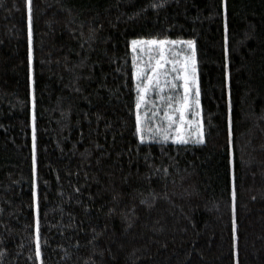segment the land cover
Wrapping results in <instances>:
<instances>
[{
  "label": "trees",
  "instance_id": "trees-1",
  "mask_svg": "<svg viewBox=\"0 0 264 264\" xmlns=\"http://www.w3.org/2000/svg\"><path fill=\"white\" fill-rule=\"evenodd\" d=\"M150 2L32 0L30 81L26 0H0V264H39L33 99L41 264H264V0ZM151 36L195 41L203 144L133 135L128 45Z\"/></svg>",
  "mask_w": 264,
  "mask_h": 264
},
{
  "label": "snow or ice",
  "instance_id": "snow-or-ice-1",
  "mask_svg": "<svg viewBox=\"0 0 264 264\" xmlns=\"http://www.w3.org/2000/svg\"><path fill=\"white\" fill-rule=\"evenodd\" d=\"M165 0H151L146 6L153 9L162 7ZM28 20V67L29 80L32 76V0H26ZM143 10V9H141ZM90 38L94 30L90 29ZM227 24H225V58L227 59ZM183 45L179 49L176 45ZM128 47L131 50V78L135 82L134 133L139 144L158 143L161 146L171 141L174 144H203L205 142L204 124L200 111V88L198 83V61L194 40H170L167 37L151 36L132 39ZM147 56V60L144 59ZM227 67V65H225ZM227 77V72L225 73ZM167 89V94H162ZM182 89V92H181ZM157 100L153 101L150 94ZM32 205L34 211V257L40 260L42 245L40 236V207L37 172V127L35 100L32 105ZM231 104L229 103V109ZM162 112V115H161ZM191 117V118H190ZM232 117H228L229 165H233ZM232 232L236 234V187L235 174H232ZM78 192L79 189L77 188ZM115 199V197H113ZM158 193L150 190L141 200L149 208L159 199ZM111 211V209H110ZM96 239V237H93ZM3 252H0L2 257ZM67 255V253H66ZM103 256V252L100 253ZM94 264V262H93Z\"/></svg>",
  "mask_w": 264,
  "mask_h": 264
},
{
  "label": "rangeland",
  "instance_id": "rangeland-1",
  "mask_svg": "<svg viewBox=\"0 0 264 264\" xmlns=\"http://www.w3.org/2000/svg\"><path fill=\"white\" fill-rule=\"evenodd\" d=\"M178 41H181V40H178ZM181 47H184V46H183V45H180V44L176 45V48H177V49H179V48H181ZM144 59L147 60V56H144ZM165 91H167V89H165ZM181 92H182V89H181ZM162 94H163V93H162ZM150 97H151V99H152L153 101H155L156 103H158V104H162L161 101L157 100L156 96H153V93L150 94ZM161 115H162V113H161ZM190 118H191V117H190ZM38 262H39V264H41V260H38Z\"/></svg>",
  "mask_w": 264,
  "mask_h": 264
}]
</instances>
